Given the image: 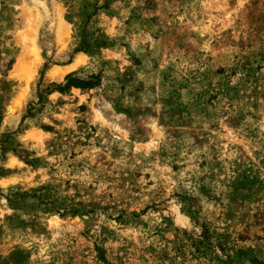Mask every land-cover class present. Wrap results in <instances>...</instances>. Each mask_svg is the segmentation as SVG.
I'll return each mask as SVG.
<instances>
[{
    "label": "rangeland",
    "instance_id": "1",
    "mask_svg": "<svg viewBox=\"0 0 264 264\" xmlns=\"http://www.w3.org/2000/svg\"><path fill=\"white\" fill-rule=\"evenodd\" d=\"M0 264H264V0H0Z\"/></svg>",
    "mask_w": 264,
    "mask_h": 264
},
{
    "label": "trees",
    "instance_id": "2",
    "mask_svg": "<svg viewBox=\"0 0 264 264\" xmlns=\"http://www.w3.org/2000/svg\"><path fill=\"white\" fill-rule=\"evenodd\" d=\"M76 51H81V49H77ZM42 75V73H41ZM93 79L92 76H90L88 79H80L77 77H74L73 74H68L64 78V84H56L51 83L48 86H45L43 89H39L37 91V98L38 103H41L43 100V96L48 95L52 91H63L65 88L75 87L80 89H90L95 86V83H93L91 80Z\"/></svg>",
    "mask_w": 264,
    "mask_h": 264
},
{
    "label": "bare ground",
    "instance_id": "3",
    "mask_svg": "<svg viewBox=\"0 0 264 264\" xmlns=\"http://www.w3.org/2000/svg\"><path fill=\"white\" fill-rule=\"evenodd\" d=\"M23 64V63H22ZM21 64V65H22ZM19 67H20V62H18L17 61V63H15V65H14V68H13V71H17L18 69H19ZM20 71H21V69H20ZM60 73H63V71H61ZM20 74V73H19ZM29 74V73H28Z\"/></svg>",
    "mask_w": 264,
    "mask_h": 264
}]
</instances>
